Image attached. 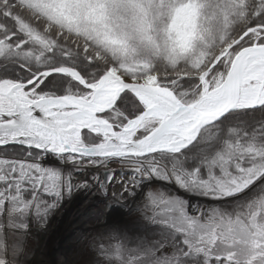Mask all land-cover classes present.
Wrapping results in <instances>:
<instances>
[{
	"label": "snow or ice",
	"instance_id": "6c2138e0",
	"mask_svg": "<svg viewBox=\"0 0 264 264\" xmlns=\"http://www.w3.org/2000/svg\"><path fill=\"white\" fill-rule=\"evenodd\" d=\"M76 192L91 264H264V0H0V264Z\"/></svg>",
	"mask_w": 264,
	"mask_h": 264
},
{
	"label": "bare ground",
	"instance_id": "6f19581e",
	"mask_svg": "<svg viewBox=\"0 0 264 264\" xmlns=\"http://www.w3.org/2000/svg\"><path fill=\"white\" fill-rule=\"evenodd\" d=\"M78 193L88 198L84 205L73 209L71 207L62 209L54 217L55 226L31 233H35L40 242L39 248L34 252L32 264H78L83 257L84 249L90 244V240H85L88 232L101 228L102 223L97 224V222H102L104 216L102 215L103 205L95 195ZM63 219L66 221L64 222ZM64 232H69L71 238H67L68 235ZM79 246H83V250L78 253V256L69 257L68 249H78ZM48 252L54 256L53 260L48 258Z\"/></svg>",
	"mask_w": 264,
	"mask_h": 264
},
{
	"label": "rangeland",
	"instance_id": "374dc122",
	"mask_svg": "<svg viewBox=\"0 0 264 264\" xmlns=\"http://www.w3.org/2000/svg\"><path fill=\"white\" fill-rule=\"evenodd\" d=\"M87 200H88V198L84 197L83 195H80V193H78V192H76L71 198L65 199L64 202L61 204V206L54 213L51 214V216H50V218L48 220V223L46 225V228L55 226L54 217H56L59 214V212H61L62 209H65L67 207L68 208L71 207L72 209L76 208L78 206L84 205ZM113 218H115V214H113ZM103 219H104V217H103ZM63 221L65 222L66 220L63 219ZM99 223H102V222L98 221L97 224H99ZM99 229L100 228L88 232V237H86L85 240L89 241L90 237L92 236V234L94 232H96L97 230H99ZM68 233L64 232L65 235H68L67 238H71L70 233L69 234ZM34 234L35 233L30 234L27 246H28L29 249H34V252H35L39 248L40 242H39L38 238ZM50 245H52V244H50ZM82 248H83V246H79L78 249H73V248L68 249L69 257H72V258L77 257L78 253L83 250ZM48 251H50V250H48ZM84 251H85V253H84L83 257L80 259V261L78 262V264H91L93 256H92V252H91V249H90L89 245H87V248L84 249ZM50 252H52V251H50ZM50 252L47 253L48 254V258L50 260H53L54 256ZM32 259H33V256H32Z\"/></svg>",
	"mask_w": 264,
	"mask_h": 264
}]
</instances>
